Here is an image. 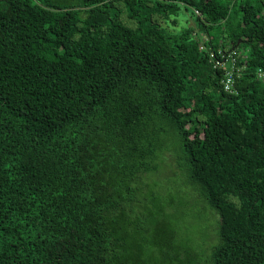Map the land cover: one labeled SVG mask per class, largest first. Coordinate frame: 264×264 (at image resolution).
Listing matches in <instances>:
<instances>
[{
  "label": "trees",
  "instance_id": "obj_1",
  "mask_svg": "<svg viewBox=\"0 0 264 264\" xmlns=\"http://www.w3.org/2000/svg\"><path fill=\"white\" fill-rule=\"evenodd\" d=\"M182 204L215 216L203 251ZM200 252L264 264V0H0V264Z\"/></svg>",
  "mask_w": 264,
  "mask_h": 264
},
{
  "label": "rangeland",
  "instance_id": "obj_2",
  "mask_svg": "<svg viewBox=\"0 0 264 264\" xmlns=\"http://www.w3.org/2000/svg\"><path fill=\"white\" fill-rule=\"evenodd\" d=\"M230 11H232V13H233L232 9H230ZM232 16H233V14L231 15V17ZM195 24H196V19L193 15H191V12H188L187 14L184 12L179 17V25L180 26L185 25V26H188V27L195 30V28H194ZM214 34H215V36L218 37L219 40L225 39V35L222 34L221 32H215ZM172 155L173 156L175 155L174 151H173V153L167 152L164 154V156H163L165 159L164 163H166L167 167H165L163 165L160 166L161 168H159V172L157 173V175L155 177L154 176L151 177L152 180L156 179L159 181V183L162 187V192H164V190L167 187L173 186L169 179L174 180V181L177 180V175H176L177 167L175 166V161H174L175 159L172 157ZM152 180H146V182L152 184L151 183ZM179 188L184 190V191H189V188L186 186H183V185H181ZM165 193L168 194V196H172V194L168 193L167 190L165 191ZM159 196H160V198H162L161 195H159ZM157 197H156V199H157ZM154 205H155L154 210L161 208L160 206H158L156 204H154ZM182 206L187 208V211H186L187 217H186V219H184V222L186 223V228L189 231V233L192 236H194V237H191V240L193 241V243L198 245V248H201L203 251L204 250L203 247L206 245H209L208 244L209 242H207V240L209 239V236L211 235L212 238L216 237L215 233H213L209 230L210 223L206 222V216L208 215V217H210V221H212V222L215 220V216L212 215L211 213H207L208 211L201 213V211L203 212V210H200L199 207H197L195 205H193V206L190 205L188 207L187 204H182ZM185 208H179V207L174 206V207H171L169 210H167L166 213H171V214H176L178 216H181L179 212H182V210H184ZM175 225H176V222H175V220L172 219L170 222V226L176 228ZM200 256H201L202 264H205V260L207 259L206 252L201 253Z\"/></svg>",
  "mask_w": 264,
  "mask_h": 264
},
{
  "label": "built area",
  "instance_id": "obj_3",
  "mask_svg": "<svg viewBox=\"0 0 264 264\" xmlns=\"http://www.w3.org/2000/svg\"><path fill=\"white\" fill-rule=\"evenodd\" d=\"M204 47L202 45H200V49H203ZM210 59H212L214 61V67H221V66H226L229 67L225 74H224V78L222 80V85H223V90L226 92H232V88H233V78H232V63L234 62V58L232 56V54H229L227 56H221L222 61L218 60V58L216 59L215 55L213 52H211L209 54ZM220 59V58H219Z\"/></svg>",
  "mask_w": 264,
  "mask_h": 264
}]
</instances>
